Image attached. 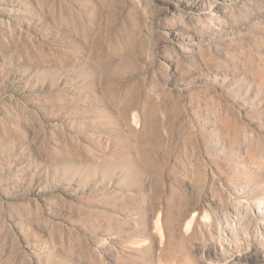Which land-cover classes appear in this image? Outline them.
<instances>
[{
  "label": "rangeland",
  "instance_id": "374dc122",
  "mask_svg": "<svg viewBox=\"0 0 264 264\" xmlns=\"http://www.w3.org/2000/svg\"><path fill=\"white\" fill-rule=\"evenodd\" d=\"M0 264H264V0H0Z\"/></svg>",
  "mask_w": 264,
  "mask_h": 264
},
{
  "label": "bare ground",
  "instance_id": "6f19581e",
  "mask_svg": "<svg viewBox=\"0 0 264 264\" xmlns=\"http://www.w3.org/2000/svg\"><path fill=\"white\" fill-rule=\"evenodd\" d=\"M233 253H234V251H232ZM231 254V253H230ZM233 255V256H232ZM239 255H237V254H231V257H232V259L234 260V259H236V257H238ZM231 257H230V260H231ZM238 259V258H237ZM232 260V261H233ZM238 261V260H237ZM230 262V261H229ZM232 263V262H231ZM234 263H236V261H234Z\"/></svg>",
  "mask_w": 264,
  "mask_h": 264
}]
</instances>
